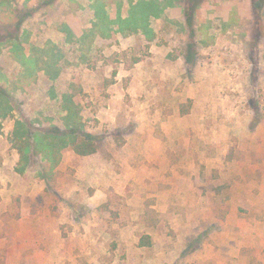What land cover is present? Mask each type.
<instances>
[{"label": "rangeland", "instance_id": "obj_1", "mask_svg": "<svg viewBox=\"0 0 264 264\" xmlns=\"http://www.w3.org/2000/svg\"><path fill=\"white\" fill-rule=\"evenodd\" d=\"M98 2L0 4V264H264V0Z\"/></svg>", "mask_w": 264, "mask_h": 264}, {"label": "trees", "instance_id": "obj_2", "mask_svg": "<svg viewBox=\"0 0 264 264\" xmlns=\"http://www.w3.org/2000/svg\"><path fill=\"white\" fill-rule=\"evenodd\" d=\"M8 1L10 0H0V4L3 5ZM101 1L102 0H99L97 3L98 10L101 8L103 9L105 5L101 4ZM101 12L97 15L99 22L95 23V25H100V22L104 21V15H102ZM132 17H134V15ZM137 20L144 21V18L141 19L137 17ZM61 102L64 112L63 128L37 133L32 140L30 138H23L19 142L24 152L33 149L40 153L42 158L52 165H56L60 161L61 152L65 148H71L80 156L92 155L98 151V143L95 139L91 135L82 133L85 124L81 116L80 104L74 100V93H63ZM139 244L141 246H149L151 244V237L149 235H143L139 240Z\"/></svg>", "mask_w": 264, "mask_h": 264}]
</instances>
